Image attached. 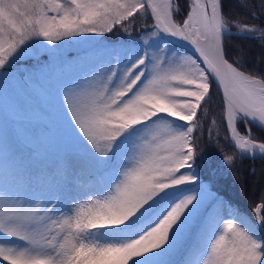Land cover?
<instances>
[{"label": "snow or ice", "instance_id": "snow-or-ice-1", "mask_svg": "<svg viewBox=\"0 0 264 264\" xmlns=\"http://www.w3.org/2000/svg\"><path fill=\"white\" fill-rule=\"evenodd\" d=\"M233 35L264 46L224 0H0V82L49 95L65 141L49 161L52 130L17 123L23 105L0 133V264H264V197L235 210L198 144L219 94L232 147L264 155V71L229 54ZM73 38L91 50L67 55Z\"/></svg>", "mask_w": 264, "mask_h": 264}, {"label": "trees", "instance_id": "trees-1", "mask_svg": "<svg viewBox=\"0 0 264 264\" xmlns=\"http://www.w3.org/2000/svg\"><path fill=\"white\" fill-rule=\"evenodd\" d=\"M179 4L183 5V9L186 7V0H178ZM243 0H224L225 15L230 20H238L244 25L264 26V14L259 13L258 10L253 7V4L258 3V0H250L248 7H239ZM181 7V6H180ZM255 13V15H253ZM184 12H181L182 18ZM142 21H137L136 31L134 36H138L142 31L140 24ZM151 21H148L149 26ZM236 30L235 28H232ZM127 39V36L121 32L109 33L106 38L94 37V40L105 39L106 41H115L119 39ZM226 47L229 50V54L236 58L238 55L241 59L243 66L249 71L261 72L264 71V63H262V56H264V46L259 42L258 36L256 38H237L234 35L226 38ZM91 50L89 46H76V48L65 51L67 55L78 57L83 55L86 51ZM29 97L38 105L42 102L39 100L38 95L46 96L38 92L28 90ZM220 95H213L211 103L207 106V114L203 119V135L200 136L198 144L200 149L211 157L212 165L216 170L215 177V189L226 200L231 201L235 210H238L241 214H245L251 218L254 216V208L261 203L262 197H264V160H248L239 157L237 151H235L229 141L228 132L223 119V113L220 108ZM40 106V105H39ZM215 121V125H213ZM13 125V120L11 121ZM241 133L245 131V125L242 123L238 125ZM251 135L256 138L257 141L264 142V138L260 137L253 132ZM211 141V143H209ZM217 141L219 142L217 144ZM48 153V160L56 159L61 153L55 156L52 151L46 149ZM232 155L234 157V163L231 166L223 163V155ZM190 240H186L182 244V248L185 247ZM176 264H179L180 255L173 257Z\"/></svg>", "mask_w": 264, "mask_h": 264}, {"label": "rangeland", "instance_id": "rangeland-1", "mask_svg": "<svg viewBox=\"0 0 264 264\" xmlns=\"http://www.w3.org/2000/svg\"><path fill=\"white\" fill-rule=\"evenodd\" d=\"M179 5L181 9H183V5L181 3ZM57 43L64 44L63 41H58ZM80 45L81 44L77 43L73 38L71 44L64 45V50L68 51ZM49 47H54V45H49ZM187 55L189 54L187 53ZM40 98L45 102H41L39 106L29 97L27 91L20 92L11 82H0V133L3 132L5 127L11 129V121L14 120L12 113L20 105H23L24 111L16 117V122L23 124L31 120L33 124H40L42 127L46 125L49 127L52 130V134L47 141L46 149L52 151V154L56 156L65 146L63 131L51 97L49 95H40Z\"/></svg>", "mask_w": 264, "mask_h": 264}, {"label": "water", "instance_id": "water-1", "mask_svg": "<svg viewBox=\"0 0 264 264\" xmlns=\"http://www.w3.org/2000/svg\"><path fill=\"white\" fill-rule=\"evenodd\" d=\"M176 46H179L183 49L184 52H188L190 55H192L194 58H195V53H194V50L192 48H190L188 45L186 44H182L181 42L177 41L176 42ZM251 130L254 132V133H257L258 135L264 137V131L261 130L260 127L256 126V125H251ZM228 137H230V133H228ZM230 141V140H229ZM234 149V148H233ZM235 151L238 152L239 156L243 159H249V160H258V159H264V155H261V154H257V156L255 158L251 157V156H242L240 153H239V150L235 149Z\"/></svg>", "mask_w": 264, "mask_h": 264}, {"label": "flooded vegetation", "instance_id": "flooded-vegetation-1", "mask_svg": "<svg viewBox=\"0 0 264 264\" xmlns=\"http://www.w3.org/2000/svg\"><path fill=\"white\" fill-rule=\"evenodd\" d=\"M252 214H254V210H253V213Z\"/></svg>", "mask_w": 264, "mask_h": 264}]
</instances>
